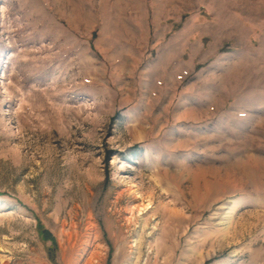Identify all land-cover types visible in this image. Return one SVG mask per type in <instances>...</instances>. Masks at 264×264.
I'll return each instance as SVG.
<instances>
[{
    "label": "rangeland",
    "instance_id": "obj_1",
    "mask_svg": "<svg viewBox=\"0 0 264 264\" xmlns=\"http://www.w3.org/2000/svg\"><path fill=\"white\" fill-rule=\"evenodd\" d=\"M0 264H264V0H0Z\"/></svg>",
    "mask_w": 264,
    "mask_h": 264
},
{
    "label": "bare ground",
    "instance_id": "obj_2",
    "mask_svg": "<svg viewBox=\"0 0 264 264\" xmlns=\"http://www.w3.org/2000/svg\"><path fill=\"white\" fill-rule=\"evenodd\" d=\"M136 197V196H135ZM137 206V205H136ZM137 208H138V206H137ZM130 219V218H129Z\"/></svg>",
    "mask_w": 264,
    "mask_h": 264
}]
</instances>
